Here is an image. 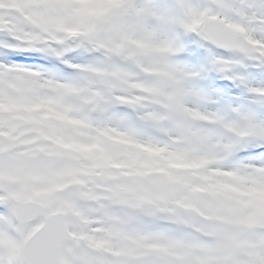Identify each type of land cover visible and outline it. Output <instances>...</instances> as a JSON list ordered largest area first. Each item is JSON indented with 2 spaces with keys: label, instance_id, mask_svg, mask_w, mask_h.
<instances>
[{
  "label": "clouds",
  "instance_id": "clouds-1",
  "mask_svg": "<svg viewBox=\"0 0 264 264\" xmlns=\"http://www.w3.org/2000/svg\"><path fill=\"white\" fill-rule=\"evenodd\" d=\"M189 36L230 56L184 65ZM26 52L71 72L4 59ZM72 52L89 58L73 62ZM245 61L264 68V0H0L7 203L36 220L69 204L106 218L94 240L116 255L102 264H264V161L231 160L243 138L264 140V119L209 111L194 87Z\"/></svg>",
  "mask_w": 264,
  "mask_h": 264
},
{
  "label": "bare ground",
  "instance_id": "bare-ground-1",
  "mask_svg": "<svg viewBox=\"0 0 264 264\" xmlns=\"http://www.w3.org/2000/svg\"><path fill=\"white\" fill-rule=\"evenodd\" d=\"M193 39H194V41H196L195 38H193ZM201 50H202V52H204V56L203 57H209L210 58V56H213V55H215V56H222V57H228V56H230V53H227V52L226 53H222L221 51L218 52L216 49L208 48L205 45L201 47ZM16 54H19V53H12V54H10L9 55V59L14 58ZM28 54H32V53L29 52ZM68 58L70 60H72L73 62H82L85 59H88L89 57H88V54H85V53L72 52V53L69 54ZM4 59H6V58H4ZM251 65L252 66L253 65L256 66V64H248L247 65V61H245L243 64H241V67H244L245 68V67L251 66ZM50 71H52V70H50ZM233 71H234L235 75H232V73H229L228 75H225L223 73L222 74L225 75V76H228V77L233 78L235 80V83L238 84L237 87H242L240 85V83L241 84H244V86H243L244 90H248L249 87H255V86H258L260 84H264V73L261 70H259L258 72L254 73V72L248 71L247 69L241 70L237 66ZM194 87L203 96L202 107L205 108V109H207V110H209V111H227L230 108H239L241 111H249V112L252 111V110L250 111V109L248 110V109L244 108V106H241L238 103L239 101L230 104L231 106L229 108L220 106V104L218 105L215 102H213L212 104H210L209 102H207V100H210L209 97H211L213 94H211L210 92H206L205 89L200 88L195 83H194ZM250 92L251 91H249V93ZM246 93H247V91H243L241 93V97H242L241 99H245L247 101L254 102L256 104L257 108H258V110L255 113V115L258 118L264 119V111H262V109L264 108V97L258 98V97L255 96V93H250V94L248 93L247 95H246ZM251 138H257V137H247V138H243L239 142V144L240 145L250 144ZM261 161H264V159L260 156V157L246 159L244 161H240V162H237V163H259ZM59 209H62V208H59ZM7 212H8V214L10 213V217L8 215V218L10 220V223H12V224L14 223L13 225H15V218H14V213H13L12 207L9 206ZM76 212H77V218L79 219L80 218V215H81L80 210L77 208L76 209ZM79 221L81 222V220H79ZM89 224L90 225H99V226H102L101 224H97V223H90L89 222ZM8 233L9 232H6V231H3V233H0V247H1L2 250H5V252L7 254L12 253V259H14L16 257V255H17L18 249L16 247V242H14V236L13 235H10ZM89 233H92V232H89ZM89 233H86L85 230H79L78 231V235H79V245H81L83 242L87 241L90 237H92V235L89 234ZM95 233H97V232H95ZM69 253H72L73 254L74 251H71ZM115 255H116V253H113L111 256H115ZM0 264H4V262L0 260Z\"/></svg>",
  "mask_w": 264,
  "mask_h": 264
},
{
  "label": "rangeland",
  "instance_id": "rangeland-1",
  "mask_svg": "<svg viewBox=\"0 0 264 264\" xmlns=\"http://www.w3.org/2000/svg\"><path fill=\"white\" fill-rule=\"evenodd\" d=\"M33 53H39V52H33ZM248 64H255V63L252 61H249ZM259 140H261V139L260 138H252L251 142L254 143V142H257ZM3 191H4L3 183H0V203H2L4 205H8L7 201L14 198V194L9 193L7 198H5V196L2 194ZM59 208H62V210L67 211L69 213V216L77 218V212H76L77 208L76 207L69 204V205H66L65 207H57L53 210H57ZM6 218H7V215L5 212L0 214V233H3V231H4ZM79 220H81L82 224H85V226H86L85 232L86 233L101 232L104 230L106 223H107L106 218H103L100 216L85 217V216L80 215ZM89 222L101 224L102 226L90 225ZM34 227H35V225L26 228L22 232H18V233L15 232L14 242H16L17 249L21 246L24 238L28 235L29 232H31L34 229ZM69 232L72 236L73 241H72V244L67 246L62 253L61 258H62L63 264H102L104 256H111L113 253H116L115 250H113V249L102 247V245L100 244L99 241L94 240V236L92 234H91L92 237H90L87 241H85L81 245H79L78 231L73 230L72 228H69ZM89 247L99 249L103 253V256H90L88 254V252L86 251V249H88ZM71 251H74V253L73 254L69 253ZM9 255H7L5 253V250L3 251L2 249H0V258L3 259L7 264H21L20 256L18 257V255H16L15 259L10 260L7 257ZM11 255H12V253H11Z\"/></svg>",
  "mask_w": 264,
  "mask_h": 264
},
{
  "label": "water",
  "instance_id": "water-1",
  "mask_svg": "<svg viewBox=\"0 0 264 264\" xmlns=\"http://www.w3.org/2000/svg\"><path fill=\"white\" fill-rule=\"evenodd\" d=\"M16 210L21 228L36 219L31 209L16 206ZM65 216H68L65 212H56L41 218L43 224L25 242L24 264H61L60 251L70 242L67 226L63 223Z\"/></svg>",
  "mask_w": 264,
  "mask_h": 264
},
{
  "label": "snow or ice",
  "instance_id": "snow-or-ice-1",
  "mask_svg": "<svg viewBox=\"0 0 264 264\" xmlns=\"http://www.w3.org/2000/svg\"><path fill=\"white\" fill-rule=\"evenodd\" d=\"M10 54H12V53H7L6 55L8 56V55H10Z\"/></svg>",
  "mask_w": 264,
  "mask_h": 264
}]
</instances>
